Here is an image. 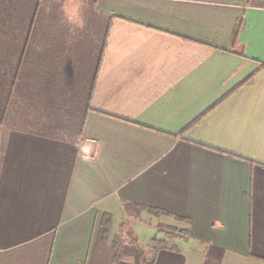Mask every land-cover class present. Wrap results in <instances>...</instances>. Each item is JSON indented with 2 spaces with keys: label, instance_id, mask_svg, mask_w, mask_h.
I'll list each match as a JSON object with an SVG mask.
<instances>
[{
  "label": "crops",
  "instance_id": "crops-1",
  "mask_svg": "<svg viewBox=\"0 0 264 264\" xmlns=\"http://www.w3.org/2000/svg\"><path fill=\"white\" fill-rule=\"evenodd\" d=\"M154 237L264 264V0H0V264Z\"/></svg>",
  "mask_w": 264,
  "mask_h": 264
},
{
  "label": "trees",
  "instance_id": "trees-1",
  "mask_svg": "<svg viewBox=\"0 0 264 264\" xmlns=\"http://www.w3.org/2000/svg\"><path fill=\"white\" fill-rule=\"evenodd\" d=\"M150 209H152V208H150ZM151 211L155 212L158 215H160V214H167L168 215V212H165L163 210L152 209ZM103 223H104L106 231H108L111 228V226H112V218L109 217V216L106 217ZM161 227H163V226H161ZM163 229L170 230V228H163ZM151 243L154 246V248L152 250V258L148 259L146 257V255H144L143 258H142L143 262H145L146 264H155L154 263L155 256H157L158 252L161 249H165L167 247L166 243L163 242V241H160L157 237H154L151 240Z\"/></svg>",
  "mask_w": 264,
  "mask_h": 264
},
{
  "label": "rangeland",
  "instance_id": "rangeland-1",
  "mask_svg": "<svg viewBox=\"0 0 264 264\" xmlns=\"http://www.w3.org/2000/svg\"><path fill=\"white\" fill-rule=\"evenodd\" d=\"M128 235H129V237L131 236L130 233H129ZM127 237H128V236H127ZM146 257H147V254H146ZM142 258H143V257H141V263H140V264H146L145 262H143ZM147 258H148V257H147Z\"/></svg>",
  "mask_w": 264,
  "mask_h": 264
}]
</instances>
